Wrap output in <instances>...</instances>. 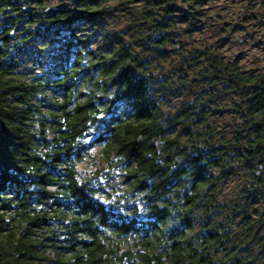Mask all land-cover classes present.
<instances>
[{"label": "trees", "instance_id": "1", "mask_svg": "<svg viewBox=\"0 0 264 264\" xmlns=\"http://www.w3.org/2000/svg\"><path fill=\"white\" fill-rule=\"evenodd\" d=\"M203 6L0 0V264H264V66Z\"/></svg>", "mask_w": 264, "mask_h": 264}, {"label": "rangeland", "instance_id": "2", "mask_svg": "<svg viewBox=\"0 0 264 264\" xmlns=\"http://www.w3.org/2000/svg\"><path fill=\"white\" fill-rule=\"evenodd\" d=\"M192 2L176 0L178 7ZM203 5L208 19L199 17L195 25L209 28L194 37L218 41L228 57L238 58L248 69L264 66V0H203Z\"/></svg>", "mask_w": 264, "mask_h": 264}]
</instances>
